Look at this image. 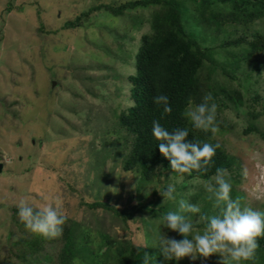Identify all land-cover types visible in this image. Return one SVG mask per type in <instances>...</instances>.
I'll return each instance as SVG.
<instances>
[{"label":"rangeland","instance_id":"obj_1","mask_svg":"<svg viewBox=\"0 0 264 264\" xmlns=\"http://www.w3.org/2000/svg\"><path fill=\"white\" fill-rule=\"evenodd\" d=\"M133 1L139 0H0V164L4 165L0 174V264H19L11 244L22 237L14 224L19 217L12 219L21 199L37 207L59 201L67 218L76 222L95 218L107 230L113 228V236L118 233L126 238L129 233L122 223L114 222L109 213L94 214L86 204L107 199L128 209L139 198L155 199V186L140 188L137 174L113 173L108 182L105 176L104 181L96 179L97 171L105 167L102 153L111 151L99 141L111 138L107 130L115 125L108 111L121 101L128 104L125 94L118 101L96 99L83 81L90 62L108 64L126 76L134 73L135 67L116 55L122 48L133 60L142 36L150 31L154 8L128 10L124 17L105 9L96 11L101 5L117 7ZM81 16L82 25L66 27ZM137 20L144 23L140 31L132 28ZM128 25L132 30L126 36ZM251 30L264 33V22ZM256 88L264 96V83L257 82ZM246 112L226 111L222 119L234 123L235 131L220 133L217 128L216 139L242 161L243 181L232 189V198H239L242 207L264 210V141L257 134H244ZM259 125L264 130V117ZM199 184L177 201L190 202ZM177 201L172 204L178 205ZM154 217L145 213L143 224L145 231L151 230L148 236L159 238L167 231L166 224L161 216ZM10 230L15 235L10 237ZM177 234L171 232L174 239ZM60 247L55 242L47 249L53 254ZM211 261L200 257L195 263Z\"/></svg>","mask_w":264,"mask_h":264},{"label":"trees","instance_id":"obj_2","mask_svg":"<svg viewBox=\"0 0 264 264\" xmlns=\"http://www.w3.org/2000/svg\"><path fill=\"white\" fill-rule=\"evenodd\" d=\"M140 7L154 8L149 20L150 31L142 36L133 60L122 48L116 55L135 67L134 73L126 76L108 64L90 62L83 81L88 84V93L96 99L108 101L113 97L118 101L125 94L128 104L125 106L121 101L117 107L108 108L115 125L107 130L111 138L99 141L100 146L110 147L111 151L102 153L105 167L97 171L96 179L104 181L105 176L108 182L113 173L122 172L125 177L137 174L140 188L155 186L152 196L155 199L139 198L140 201L128 209H120L107 199L86 204L94 214L109 213L114 222L122 223L129 233L127 238L118 233L113 236V228L107 230L104 224L95 222V218L86 222L67 218L62 235L46 240L30 233L17 219L14 224L22 237L11 246L16 249L13 256L19 264H141L144 253L152 256V264H197L184 258L180 261L165 259L159 249L160 238L164 234L173 238L172 230L166 228L167 231L156 238L148 236L151 230L145 231L143 224L145 213L163 219L167 212L178 210V205L168 200L164 202L159 193L168 184L176 186V195L180 198L182 195L188 197L194 184L201 183L190 202L201 207L199 216H211L218 214L219 209L214 207L203 184L211 180L216 169L227 170L233 188L243 181L242 161L216 139V132L205 133L192 128L185 117L189 102L199 104L205 95L211 94L217 104L216 126L220 133H231L236 128L229 119H222L226 111L246 109L244 134H257L264 141V130L259 125L260 118L264 117V96L262 90L256 88L257 82L264 83V33L251 30L264 22V0H139L117 7L101 5L96 11L105 9L115 17H124L128 10ZM143 24L137 20L132 28L140 31ZM80 25L82 16L66 27L75 29ZM131 30L129 26L126 36ZM97 70V75L91 72ZM128 88L129 91L124 92ZM105 89H110L107 90L110 95ZM160 94L168 95L170 114L162 115V108L154 104L153 98ZM153 120H159L169 131L188 128L189 140L219 144L211 167L206 172L193 171L191 175L174 173L152 136ZM110 157L112 161L108 160ZM17 213L12 216L13 220L18 217ZM186 215L193 221L195 232L202 233L206 222L197 215ZM15 233L10 230V237ZM181 239L183 237L177 234L176 240ZM55 242L61 247L52 254L47 247ZM258 243L256 258L249 264H264V238ZM209 258L213 260L210 264H220L214 261L220 258L218 255Z\"/></svg>","mask_w":264,"mask_h":264},{"label":"clouds","instance_id":"obj_3","mask_svg":"<svg viewBox=\"0 0 264 264\" xmlns=\"http://www.w3.org/2000/svg\"><path fill=\"white\" fill-rule=\"evenodd\" d=\"M163 114H170L169 97L165 94L153 98ZM217 104L211 94L203 97L199 104L189 106L185 117L193 129L207 133L217 131ZM152 136L158 142L161 155L170 162L174 173L191 175L193 171H207L213 164V157L219 144L189 140L188 128H176L169 131L159 120L152 122ZM233 184L226 169L217 168L215 175L206 185L210 199L219 213L211 216H199L201 207L185 199L177 201V189L168 184L159 191L163 201H177L178 210L169 211L163 216L166 228L177 232L183 239L176 240L164 234L160 238V253L169 261H180L187 257L190 261L208 258L212 255L220 257V264H249L256 258L259 248L258 240L264 238V210L242 207L239 198L231 196ZM18 217L26 230L33 235L46 239L59 238L63 233L67 216L62 212L59 201L37 207L21 199L17 205ZM186 214L197 215L204 220L206 226L202 233H196L193 221ZM191 235L192 238H189ZM151 257L144 253L141 264H152Z\"/></svg>","mask_w":264,"mask_h":264},{"label":"water","instance_id":"obj_4","mask_svg":"<svg viewBox=\"0 0 264 264\" xmlns=\"http://www.w3.org/2000/svg\"><path fill=\"white\" fill-rule=\"evenodd\" d=\"M56 82H54L53 86L55 87L56 86ZM4 165L3 164H0V174L4 171Z\"/></svg>","mask_w":264,"mask_h":264}]
</instances>
